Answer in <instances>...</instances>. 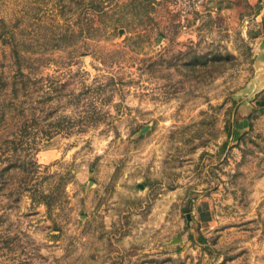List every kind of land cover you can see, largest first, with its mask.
Wrapping results in <instances>:
<instances>
[{"label": "rangeland", "instance_id": "rangeland-1", "mask_svg": "<svg viewBox=\"0 0 264 264\" xmlns=\"http://www.w3.org/2000/svg\"><path fill=\"white\" fill-rule=\"evenodd\" d=\"M104 2L0 0V264H264V0Z\"/></svg>", "mask_w": 264, "mask_h": 264}, {"label": "trees", "instance_id": "trees-1", "mask_svg": "<svg viewBox=\"0 0 264 264\" xmlns=\"http://www.w3.org/2000/svg\"><path fill=\"white\" fill-rule=\"evenodd\" d=\"M66 0H58V4L55 5L54 7V16L56 17L55 19H60V18H65L66 22L70 23L71 19L70 17H67V13L68 10L73 12H76L77 9L80 7L82 8V10L85 12V24L83 23V25L79 26L80 28V34L84 33L86 36L88 37H92V36H96V34L98 33V31L101 29V26L97 24V19L96 16L102 17V16H106L107 17V22L105 24V27L107 29L109 28H116V21L115 19L110 16V10L107 9V6H105V2L104 0H69V4H67L66 2H64ZM75 4V6H73ZM68 7V8H67ZM100 22H102L99 19ZM99 22V23H100ZM58 26L61 29H65V26L60 23V20H58ZM65 32L70 31V25L69 28L65 29ZM71 31H72V35L76 36L75 34V27H71ZM78 35V33H77ZM61 38H63L64 36H66L65 33L60 35ZM18 55V57L20 58V49L16 48L15 51ZM27 63V60H26ZM25 67V68H24ZM32 66H30L29 64L26 66H21L20 68L17 69L16 73L14 74V76H21V77H28L30 76L25 69H31ZM16 84H14L12 86V88L10 89V91L13 93V97L14 100L16 99V101H18L19 99V95L20 92H22V94H28L30 91V83L28 81H20V82H15ZM7 89L6 87V83L3 82L2 78L0 77V98L3 94V92H5ZM15 104V102H14ZM27 121V123L29 122V119H25L24 121V125L27 127V124H25ZM10 156H3V154H0V162L3 161V159H10L7 158ZM26 163L24 164H16L15 162H8V164L1 166L0 164V190L3 189L2 186L7 184L8 181V177L7 175L10 173L11 170L13 169H22L25 170L26 169ZM29 183L25 182L23 189H29ZM40 192V191H39ZM35 200L37 201H42L45 202V204H47V206L50 208L52 207V200H51V195L50 194H44V195H40L38 196V198L36 197Z\"/></svg>", "mask_w": 264, "mask_h": 264}, {"label": "built area", "instance_id": "built-area-1", "mask_svg": "<svg viewBox=\"0 0 264 264\" xmlns=\"http://www.w3.org/2000/svg\"><path fill=\"white\" fill-rule=\"evenodd\" d=\"M206 0H175V4L181 11L182 15L188 14L192 9L201 8Z\"/></svg>", "mask_w": 264, "mask_h": 264}, {"label": "crops", "instance_id": "crops-1", "mask_svg": "<svg viewBox=\"0 0 264 264\" xmlns=\"http://www.w3.org/2000/svg\"><path fill=\"white\" fill-rule=\"evenodd\" d=\"M248 4L255 5L259 2V0H244ZM232 0H206L205 6H212L213 8L219 5L231 4Z\"/></svg>", "mask_w": 264, "mask_h": 264}, {"label": "water", "instance_id": "water-1", "mask_svg": "<svg viewBox=\"0 0 264 264\" xmlns=\"http://www.w3.org/2000/svg\"><path fill=\"white\" fill-rule=\"evenodd\" d=\"M260 47L263 49V51H262V53H261V59H262L263 62H264V37L261 39ZM146 129H147V127L143 128L142 131H145Z\"/></svg>", "mask_w": 264, "mask_h": 264}]
</instances>
